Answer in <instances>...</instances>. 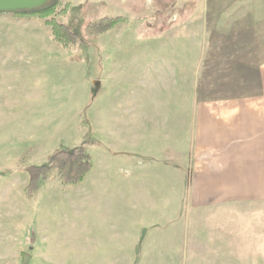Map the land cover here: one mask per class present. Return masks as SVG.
Segmentation results:
<instances>
[{
    "label": "rangeland",
    "instance_id": "1",
    "mask_svg": "<svg viewBox=\"0 0 264 264\" xmlns=\"http://www.w3.org/2000/svg\"><path fill=\"white\" fill-rule=\"evenodd\" d=\"M49 5L73 49L37 15L0 14V264H128L135 250L133 264H264V209L191 208L189 189L195 106L263 91L264 0ZM76 148L92 161L83 182L52 175L28 200L27 169Z\"/></svg>",
    "mask_w": 264,
    "mask_h": 264
},
{
    "label": "crops",
    "instance_id": "2",
    "mask_svg": "<svg viewBox=\"0 0 264 264\" xmlns=\"http://www.w3.org/2000/svg\"><path fill=\"white\" fill-rule=\"evenodd\" d=\"M256 79L263 89L253 97L257 102L217 104L218 110L204 104L195 106L191 208L237 202L264 209V102H259L264 98V75L259 69ZM146 248H141L143 254L151 256L152 249ZM137 255L135 250L128 264H133L132 257ZM154 262L139 264L158 263Z\"/></svg>",
    "mask_w": 264,
    "mask_h": 264
},
{
    "label": "trees",
    "instance_id": "3",
    "mask_svg": "<svg viewBox=\"0 0 264 264\" xmlns=\"http://www.w3.org/2000/svg\"><path fill=\"white\" fill-rule=\"evenodd\" d=\"M55 6H46L43 10L34 12L11 13L14 15H37L45 19V23L51 28L55 40L66 49H73L77 44V36L66 25L52 16ZM3 14V13H0ZM121 22V17L102 18L88 24L84 29L85 36H99L113 29ZM86 133L83 137L85 144L92 141L91 129L87 122ZM92 170L90 156L82 148L72 150H55L47 157L46 163L40 166L29 167L26 171L28 176L27 186L24 189L26 198L29 200L38 189L40 182L47 181L52 175L63 186L78 185ZM32 256L27 252L20 254V264H31Z\"/></svg>",
    "mask_w": 264,
    "mask_h": 264
},
{
    "label": "water",
    "instance_id": "4",
    "mask_svg": "<svg viewBox=\"0 0 264 264\" xmlns=\"http://www.w3.org/2000/svg\"><path fill=\"white\" fill-rule=\"evenodd\" d=\"M53 0H0V13H18L40 11L49 6ZM96 89L95 81L91 82Z\"/></svg>",
    "mask_w": 264,
    "mask_h": 264
}]
</instances>
